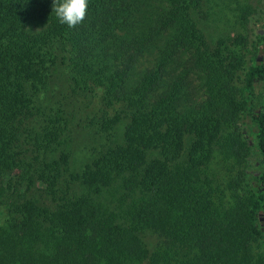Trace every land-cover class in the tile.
Segmentation results:
<instances>
[{
    "label": "trees",
    "instance_id": "1",
    "mask_svg": "<svg viewBox=\"0 0 264 264\" xmlns=\"http://www.w3.org/2000/svg\"><path fill=\"white\" fill-rule=\"evenodd\" d=\"M206 17L88 0L70 29L0 0V264H264V0L252 35L212 44Z\"/></svg>",
    "mask_w": 264,
    "mask_h": 264
},
{
    "label": "rangeland",
    "instance_id": "2",
    "mask_svg": "<svg viewBox=\"0 0 264 264\" xmlns=\"http://www.w3.org/2000/svg\"><path fill=\"white\" fill-rule=\"evenodd\" d=\"M257 0H203V5L207 17L200 22L202 30L212 44L216 43L219 38L225 36H235L239 34L252 35L253 32L259 31L260 27L253 29H245L239 24L238 10L244 5L256 4ZM251 28V27H250ZM263 33V32H262ZM61 68L55 70L56 79L52 85V89H59V84L63 83L64 74ZM59 76V79L57 78ZM194 88L199 89L198 81H194ZM96 141L91 139L87 132L78 129L75 135L72 168L79 171L86 164L91 156L90 149L96 145Z\"/></svg>",
    "mask_w": 264,
    "mask_h": 264
},
{
    "label": "clouds",
    "instance_id": "3",
    "mask_svg": "<svg viewBox=\"0 0 264 264\" xmlns=\"http://www.w3.org/2000/svg\"><path fill=\"white\" fill-rule=\"evenodd\" d=\"M88 0H52V12L58 22L68 28H75L87 16Z\"/></svg>",
    "mask_w": 264,
    "mask_h": 264
},
{
    "label": "water",
    "instance_id": "4",
    "mask_svg": "<svg viewBox=\"0 0 264 264\" xmlns=\"http://www.w3.org/2000/svg\"><path fill=\"white\" fill-rule=\"evenodd\" d=\"M259 61L261 60V58L258 59Z\"/></svg>",
    "mask_w": 264,
    "mask_h": 264
}]
</instances>
